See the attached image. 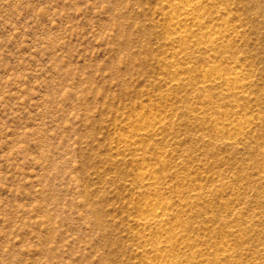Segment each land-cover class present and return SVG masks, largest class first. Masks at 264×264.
<instances>
[{
    "label": "rangeland",
    "instance_id": "obj_1",
    "mask_svg": "<svg viewBox=\"0 0 264 264\" xmlns=\"http://www.w3.org/2000/svg\"><path fill=\"white\" fill-rule=\"evenodd\" d=\"M181 3L0 0V264H150L153 190L168 261L264 264V0H203L212 48Z\"/></svg>",
    "mask_w": 264,
    "mask_h": 264
},
{
    "label": "bare ground",
    "instance_id": "obj_2",
    "mask_svg": "<svg viewBox=\"0 0 264 264\" xmlns=\"http://www.w3.org/2000/svg\"><path fill=\"white\" fill-rule=\"evenodd\" d=\"M203 0H182V3L175 7L177 12L176 17L171 19V28L174 31L177 39L183 41L185 46L189 47H205L212 48L218 46L219 42L223 40L222 36L217 30L208 28L207 23L202 12ZM191 23V27L189 24ZM188 34L196 35L192 42H188ZM176 75H179L176 73ZM203 84H222L228 91H235L242 89L245 86V81L241 76V73L234 71L224 72L219 66H213L206 71ZM249 122L240 119L236 123H230L233 132H236ZM153 125V124H151ZM145 171L142 173V181L153 184L158 179L151 173V167L149 165L143 168ZM154 197L146 204L145 215L139 225L144 229H150L152 227H158V234L160 237L167 238L165 241H161L154 248L156 254L149 258L150 264H176L173 261H168L163 254L166 244L171 241L170 229L164 227L166 225V216L168 209L171 207L169 201L158 198V191L153 190ZM188 249L187 246H183Z\"/></svg>",
    "mask_w": 264,
    "mask_h": 264
}]
</instances>
